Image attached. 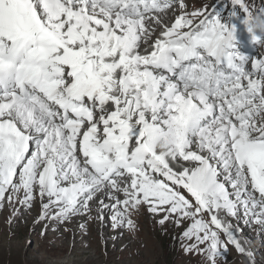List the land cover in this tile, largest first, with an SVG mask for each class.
Here are the masks:
<instances>
[{"label": "snow or ice", "instance_id": "1", "mask_svg": "<svg viewBox=\"0 0 264 264\" xmlns=\"http://www.w3.org/2000/svg\"><path fill=\"white\" fill-rule=\"evenodd\" d=\"M231 5L264 48V0ZM235 31L185 0H0L7 223L38 204L42 236L109 220L127 248L146 212L188 224L180 246L206 264L229 246L258 264L239 224L264 248V53L242 55Z\"/></svg>", "mask_w": 264, "mask_h": 264}, {"label": "rangeland", "instance_id": "2", "mask_svg": "<svg viewBox=\"0 0 264 264\" xmlns=\"http://www.w3.org/2000/svg\"><path fill=\"white\" fill-rule=\"evenodd\" d=\"M185 2L189 4L192 11L204 5L209 7L214 0H185ZM224 2L228 6V11L224 12L221 6L215 13L219 14L222 23L230 27L233 17L227 14L228 12L234 14V9L231 0H224ZM259 2L260 0H254L255 5ZM257 7H260V4ZM235 9L236 17L241 18L239 27L235 29V38H243L246 46L264 53V48L252 43V34L248 32L244 24L246 14L239 8ZM167 19L169 22L172 19L169 12ZM6 209L8 213L4 210L0 211V264H206L203 256L185 254L180 246L179 237L189 226L188 224L179 229L176 228L177 234L173 241L172 238H165L166 233L159 232L150 225V214L148 217L140 214L137 237L131 241L129 247L125 248L129 245L130 237L125 233L123 235L125 242L123 238L114 242L112 237L117 234L110 228L109 220L108 224L105 222L106 229L102 227L101 222H92L87 236L81 235L76 223L70 226L67 232L60 228L57 232L48 231L42 236L43 224H37V226L36 223L33 224L39 214L38 204L30 212H23L18 219L13 220L11 225L7 223L11 209L8 207ZM256 227L248 226L244 237L255 246L258 264H264V248L259 246ZM74 236L75 239H73ZM239 263L242 264V257L234 247L228 262L219 261V264Z\"/></svg>", "mask_w": 264, "mask_h": 264}, {"label": "clouds", "instance_id": "3", "mask_svg": "<svg viewBox=\"0 0 264 264\" xmlns=\"http://www.w3.org/2000/svg\"><path fill=\"white\" fill-rule=\"evenodd\" d=\"M246 2L249 4L250 7H257L259 6H262V0H260L259 4L255 5L254 3V0H246ZM186 4L188 5V11H190V6L189 4L186 2ZM225 2L224 0H214V2L208 7L209 11L212 10V8H214V10L216 11V9L218 7H223L225 6ZM175 7L178 9V3L175 5ZM195 9V8H194ZM234 9V14L232 13H229L228 12V16L229 17H233L231 19V23H230V27H234L235 29H237L239 27V23H240V19L241 18H238L236 17V14H235V11L236 9L233 7ZM225 11H228V10H225ZM224 11V12H225ZM169 13L172 15V19L171 21L174 19V14L172 11H169ZM178 14V12L176 13ZM170 21V22H171ZM252 27L256 30H261V31H264V22H261L259 21L258 19H254L253 22H252ZM252 43H254L252 41ZM235 44H236V49L242 54V55H245V56H248V57H253V56H256L258 54V51L256 49H252V48H249V46H246L245 44V41L243 38H235ZM5 212L8 213L6 207L3 209ZM140 214H144L146 217H148V213L146 212H141ZM35 221V219H34ZM149 221H150V225L154 226V228L157 230V231H163L164 233H166L164 236L165 238L167 239H171L173 241H175V236L177 234V230H176V227H174L172 224H167L164 228H161L155 221L152 217L149 218ZM28 222V221H27ZM137 222H138V226L140 227V223H139V219L137 218ZM34 224V222H33ZM31 224V225H33ZM103 223H101L102 225ZM107 224H108V220H107ZM37 225V224H36ZM41 225V224H40ZM39 226V225H38ZM103 226V225H102ZM107 226V225H106ZM36 227V226H35ZM239 227L242 229V232L240 233L241 236L244 237V232L245 230H247L248 226L247 225H244L243 223H240L239 224ZM102 228V227H101ZM123 238V237H122ZM245 238V237H244ZM124 239V242H125V238ZM247 240H249L248 238H245ZM115 242V240H114ZM123 243V242H122ZM170 246V245H169ZM231 251H233V246H229V251L225 254V257H222L220 258L221 261L223 262H228L229 261V258H230V255H231ZM199 258V257H198ZM241 264V263H239Z\"/></svg>", "mask_w": 264, "mask_h": 264}, {"label": "bare ground", "instance_id": "4", "mask_svg": "<svg viewBox=\"0 0 264 264\" xmlns=\"http://www.w3.org/2000/svg\"><path fill=\"white\" fill-rule=\"evenodd\" d=\"M32 213V212H31ZM96 222V221H95ZM105 222H107V220L105 221ZM105 222L103 223V226L102 227H104L105 229H106V224H105ZM37 226V225H36ZM72 226V225H71ZM102 229V228H101ZM103 233V232H102ZM104 234H106V233H104ZM105 236V235H104ZM109 236V235H108ZM110 237V236H109ZM121 238H117V239H115V242H118L119 240H120ZM109 240V239H108Z\"/></svg>", "mask_w": 264, "mask_h": 264}]
</instances>
